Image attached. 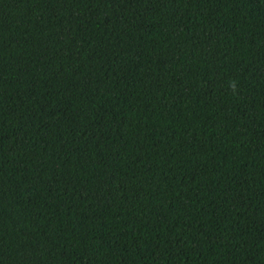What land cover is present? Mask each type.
<instances>
[{
	"label": "trees",
	"instance_id": "obj_1",
	"mask_svg": "<svg viewBox=\"0 0 264 264\" xmlns=\"http://www.w3.org/2000/svg\"><path fill=\"white\" fill-rule=\"evenodd\" d=\"M0 264H264V0H0Z\"/></svg>",
	"mask_w": 264,
	"mask_h": 264
},
{
	"label": "clouds",
	"instance_id": "obj_2",
	"mask_svg": "<svg viewBox=\"0 0 264 264\" xmlns=\"http://www.w3.org/2000/svg\"><path fill=\"white\" fill-rule=\"evenodd\" d=\"M232 87L235 88V83L232 84Z\"/></svg>",
	"mask_w": 264,
	"mask_h": 264
}]
</instances>
